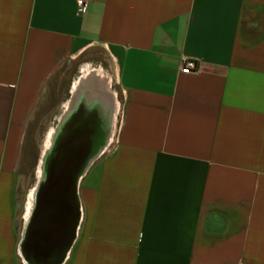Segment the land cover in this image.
Segmentation results:
<instances>
[{
    "label": "crops",
    "instance_id": "1",
    "mask_svg": "<svg viewBox=\"0 0 264 264\" xmlns=\"http://www.w3.org/2000/svg\"><path fill=\"white\" fill-rule=\"evenodd\" d=\"M93 47L122 109L64 264H264V0H0V264H22L27 129Z\"/></svg>",
    "mask_w": 264,
    "mask_h": 264
},
{
    "label": "water",
    "instance_id": "2",
    "mask_svg": "<svg viewBox=\"0 0 264 264\" xmlns=\"http://www.w3.org/2000/svg\"><path fill=\"white\" fill-rule=\"evenodd\" d=\"M116 109L115 97L103 95L90 83H82L70 94L67 110L57 117L53 127L56 133L53 156L48 160L46 150L39 158L41 174L34 186L32 206L23 221L17 248L22 264L65 263L81 222L78 186L92 162L102 157L106 149L81 161L75 172V168L68 169L63 162L61 148L66 145V158L77 156L75 146L81 141L82 133L92 128L98 116L112 121Z\"/></svg>",
    "mask_w": 264,
    "mask_h": 264
},
{
    "label": "rangeland",
    "instance_id": "3",
    "mask_svg": "<svg viewBox=\"0 0 264 264\" xmlns=\"http://www.w3.org/2000/svg\"><path fill=\"white\" fill-rule=\"evenodd\" d=\"M101 69L109 77V90L117 102L115 127L122 109V95L115 82V70L107 52L101 47L90 48L83 56L67 64L49 84L42 102L32 119L25 136L22 156L18 167L16 193V220L18 230L22 229L27 197L36 183V170L46 133L53 128L55 119L61 114V106L70 96L71 85L79 77L82 66ZM111 74V75H110Z\"/></svg>",
    "mask_w": 264,
    "mask_h": 264
},
{
    "label": "flooded vegetation",
    "instance_id": "4",
    "mask_svg": "<svg viewBox=\"0 0 264 264\" xmlns=\"http://www.w3.org/2000/svg\"><path fill=\"white\" fill-rule=\"evenodd\" d=\"M64 108V104L61 106V111ZM56 122V119H55ZM56 124V123H55ZM54 124V126H55ZM53 126V127H54ZM49 131L47 132V134H49ZM114 132H115V127L113 129V123L111 120L107 119V118H103V117H96L95 122L93 123L92 128H90L87 133H82V138L81 141L79 143L76 144L75 148L77 150V156L75 155L74 158H71L68 156L66 158V145L62 146V154H64V159L63 162L65 163V165L69 166L68 169H74V171L76 172L78 169V166H76L77 164L79 165L81 161H83L84 159H90L91 157H95V154L97 153V151H99L100 149L105 148L106 152L109 149L113 136H114ZM54 137H56V133H53L52 139H51V144L49 146V148L47 149V159L49 160V158H52L53 156V152L55 151L54 147H56L54 142ZM105 152V153H106ZM52 160V159H51ZM97 161V159H96ZM95 160L92 162V165L90 166L89 170L91 169V167L94 165V163L96 162ZM88 170V171H89ZM87 171V172H88ZM83 179V178H82ZM81 179V180H82ZM80 186V184H79ZM79 186H78V191H79Z\"/></svg>",
    "mask_w": 264,
    "mask_h": 264
},
{
    "label": "bare ground",
    "instance_id": "5",
    "mask_svg": "<svg viewBox=\"0 0 264 264\" xmlns=\"http://www.w3.org/2000/svg\"><path fill=\"white\" fill-rule=\"evenodd\" d=\"M82 83L83 84L84 83H86V84L90 83L93 88H95L97 91H101V93L103 95L113 96V94H111V92L109 90V85H110L109 77L105 76V74L102 72L101 69H91L86 65L82 66L79 69V77L77 79H74V81L71 85L70 94H74V92H76V90L81 86ZM63 104H64V108L61 111V113L63 111L65 112V110H67L68 100ZM116 116H117V109L114 112L113 118H112L113 129L115 127ZM53 133H54L53 128L50 129L49 134L46 133L44 141H43V145H42L41 155H43L44 152L49 147ZM40 174H41L40 173V165H38L37 170H36V180L40 178ZM33 192H34V187L29 192L28 197H27V202L25 205V212H24V219H26L30 213V209L32 206V201H33Z\"/></svg>",
    "mask_w": 264,
    "mask_h": 264
},
{
    "label": "built area",
    "instance_id": "6",
    "mask_svg": "<svg viewBox=\"0 0 264 264\" xmlns=\"http://www.w3.org/2000/svg\"><path fill=\"white\" fill-rule=\"evenodd\" d=\"M88 0H75L76 14H83L86 11ZM199 71L198 65L194 60H183L180 72L182 74H197Z\"/></svg>",
    "mask_w": 264,
    "mask_h": 264
}]
</instances>
